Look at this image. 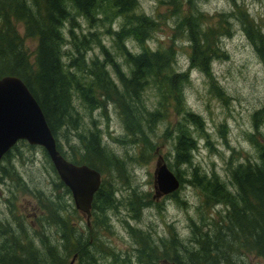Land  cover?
Here are the masks:
<instances>
[{"label":"trees","instance_id":"1","mask_svg":"<svg viewBox=\"0 0 264 264\" xmlns=\"http://www.w3.org/2000/svg\"><path fill=\"white\" fill-rule=\"evenodd\" d=\"M167 3L175 6L173 16H179V24L177 19L174 21L176 34L173 39L179 38L180 42L175 44L173 41L168 48L160 43L152 50L146 42L152 39L159 23L137 10L138 0H0V77L17 76L24 82L56 141L63 130L74 128L80 145L71 147V156L57 144L58 150L66 160L87 165L101 174L89 226L85 221L84 227H78L70 220V216L78 213L75 208L68 219L63 216L69 212L67 206L63 207L64 197L71 194L58 178V182L52 184L54 193L50 198L42 200L44 192L37 193L42 202L40 205L47 211L45 222L40 219L38 234L35 229L33 235L29 233L30 226L20 214L14 216L15 233L9 230L10 225L5 220L0 219V264H69L74 255L75 264H101L106 258L112 260L111 264H161L163 261L170 264H240L243 253H255L264 263V138L259 132L264 124V106L252 116L255 133L249 134L248 140L254 155L244 154L245 162L234 164L244 155L233 150L226 168L228 183L214 173L211 176L201 173L198 168L190 173L187 182L200 190L204 206L224 207L223 215L218 219L201 212L198 222L191 221L192 239L189 242L194 249H186L172 230L169 231L170 241L155 240L151 231L127 225L134 247L131 252L119 254L99 235L100 231L109 230L108 211L117 210L115 195L118 192L110 182L111 176L117 174L119 180H125L126 170L122 165L126 161L102 145L97 130L81 129L76 98L90 113L101 108L106 110L110 103L118 110L132 138L131 145L141 147L137 159L129 158L138 164L147 163L153 157L157 127L176 110L180 118L168 132L169 136L176 134L173 165L168 168L180 182L183 172L178 167L192 166L197 148L194 132H204L201 117L186 108L183 90L189 84L188 71L179 74L174 67L175 58L179 53L184 54L189 69L197 70L211 85H216L211 65L223 56L219 43L223 36L229 35L231 24H227L225 18H232V14L224 19L220 16L216 26L206 27L201 23L204 14L191 0L182 17L177 0ZM77 19L85 21L87 34L80 29ZM236 20L242 25L256 55L264 62V36L259 25L253 26L248 15L240 11ZM18 24L23 25L26 38H37L33 58H29L24 50L16 30ZM115 24L118 29L114 31L112 26ZM102 35L111 37L113 53L102 43ZM129 39L139 42L138 52L130 50ZM66 46L67 53L63 54ZM95 46L102 51L104 60L98 56L87 58ZM64 56L69 59L68 63L64 62ZM148 89L156 92L157 105L153 110L144 103ZM216 96H224L219 87ZM37 148L50 163L45 150ZM12 153L13 150L8 152L1 163H9ZM11 169L2 167L0 175L9 178L8 170ZM52 170L56 174L53 166ZM105 174L109 176L108 180ZM176 194L170 197L176 199ZM129 197L126 205L132 218H138L143 209L152 206L149 194L132 191ZM43 201L47 204L43 205ZM10 206L14 211V205Z\"/></svg>","mask_w":264,"mask_h":264},{"label":"rangeland","instance_id":"2","mask_svg":"<svg viewBox=\"0 0 264 264\" xmlns=\"http://www.w3.org/2000/svg\"><path fill=\"white\" fill-rule=\"evenodd\" d=\"M188 1L177 0V3L180 4V17L184 12L186 13ZM191 1L204 14L205 18L201 23L206 27L216 26L217 19L220 16L224 19L230 13L232 18H225L228 19L227 24H231L229 35L223 36L219 43L220 50L225 57L216 58L211 65L216 85H211L207 78L197 70L189 69L184 54L179 53L175 58V70L179 74L188 71L189 84L183 90L186 108L199 115L204 123L203 133L196 131L194 128L197 148L193 153L192 166L178 167L179 171L183 172V181L180 182L181 186L176 192V199L170 196L158 195L154 181L158 164L164 163L167 167L173 165L172 158L176 134L172 133L169 136L168 132L173 130L180 118L176 110L171 112L168 120L160 123L157 127L154 137V141L157 143L153 157L147 163L138 164L135 161H130L129 158L137 159L141 147L131 145L132 138L129 137L124 127L120 113L110 103L112 100L108 101L110 104L106 103L108 104L106 110L101 108L102 110L90 113L81 106L77 98L75 99V104L79 110L81 129L97 130L102 145L119 159L122 158L121 160L126 161L122 165V169L126 170L125 175L127 178L119 180L117 174H112L110 181L112 185L114 184L113 188L118 192L115 195L117 210H110L107 213L109 230L99 232L100 237L107 241L109 247L119 252V254L131 252L134 247L133 237L129 233L127 225L137 230L151 231L155 240L170 241L169 231L172 230L186 249H194V246H191L189 242L192 239L191 221L198 222L201 212L218 219L223 215L224 207L206 208L200 190L187 182L190 179V173L194 168H198L201 173L208 176L214 173L221 180L228 183L229 178L226 168L233 150L243 155H254L248 137L249 134L255 133L253 114L264 106V62L256 55L252 43L249 42L242 25L236 20V16L239 11L248 15L253 26L259 25L260 28H258L264 36V0ZM167 2L169 0H138L137 10L155 18L159 23L158 30L152 39L146 42L152 50H156L160 43L168 48L174 41L173 38L176 34L174 21H176L178 15L173 16L172 9L175 6L169 5ZM77 20L80 29L86 32L88 26L85 21L83 19ZM176 23L179 24L178 19ZM80 29L77 27V34ZM112 29L117 30L118 24L113 25ZM16 30L22 38V45L27 55L29 58H33L37 48V38H26L22 24H18ZM137 37L140 38V36ZM101 39L108 51L113 53L115 49L111 37L102 35ZM174 42L179 44L180 39L176 38ZM127 43L131 48L130 50L138 52L140 46L138 41L129 39ZM182 46L186 45L183 44ZM67 50L68 47H64L63 54H66ZM93 56H98L100 60L105 58L97 46L89 52L87 58L91 59ZM63 60L68 63L69 59L64 56ZM118 61L122 63L121 58H118ZM73 72H76L77 75L79 73L76 69ZM113 79L117 81L114 74ZM218 87L222 90L223 97L216 96V88ZM105 99L107 100V98ZM156 102V92L153 89H148L144 96L145 105L153 110L154 107L156 108ZM130 123H132V120H130ZM259 132L262 133L264 138V124L260 126ZM56 142H58V146L61 145L67 156H71L73 152L71 147L80 145L77 143V131L71 127L63 130ZM153 146L155 145L153 144ZM12 150L13 153L9 157V163L2 162L0 165V170L2 167L12 168L11 171L8 170L10 173L9 178L0 175V219L5 220L10 225L9 230L15 233L14 216L20 214L25 217L26 224L30 226L29 233L33 235V229H35L38 234L40 232L38 228L40 219L45 222L44 217L47 215V211L40 205L42 202L39 201L37 193L39 191L44 192L42 200L50 198L51 194L54 193L52 184L58 182V175L57 173L54 174L52 163L47 162L43 151L37 146L30 147L26 142L20 141ZM244 157L245 155L234 164L245 162ZM64 158L66 159L65 156ZM106 177L108 180L109 176L106 175ZM132 191L138 194H149L152 202V206L143 209L138 218H132L133 214L126 205V199L130 198ZM62 193L63 191L60 190V194ZM62 197L64 196L62 195ZM57 201L62 205L61 201ZM46 204L47 202L44 203L43 201V205ZM10 205H14V211H11ZM66 206L69 212L63 213V216H67L68 219L75 208L71 196L65 195L63 207ZM70 220L74 221L78 227H84L86 221L79 212L70 216ZM124 222H127V224L125 225ZM106 261L109 264L112 263L110 258H106L101 264H107ZM240 264L264 263L255 253H243Z\"/></svg>","mask_w":264,"mask_h":264},{"label":"water","instance_id":"3","mask_svg":"<svg viewBox=\"0 0 264 264\" xmlns=\"http://www.w3.org/2000/svg\"><path fill=\"white\" fill-rule=\"evenodd\" d=\"M42 147L58 175L70 191L75 209L89 226L91 206L101 184V174L87 165H76L66 160L57 148V142L45 120L41 108L24 82L17 76L0 77V163L19 142ZM155 190L168 196L179 190L176 175L160 163L155 171ZM74 255L69 264H75ZM161 264H170L163 261Z\"/></svg>","mask_w":264,"mask_h":264},{"label":"bare ground","instance_id":"4","mask_svg":"<svg viewBox=\"0 0 264 264\" xmlns=\"http://www.w3.org/2000/svg\"><path fill=\"white\" fill-rule=\"evenodd\" d=\"M11 150H12V149H11ZM11 150H10V151H11ZM10 151H9V152H10ZM99 187H100V186H99Z\"/></svg>","mask_w":264,"mask_h":264}]
</instances>
